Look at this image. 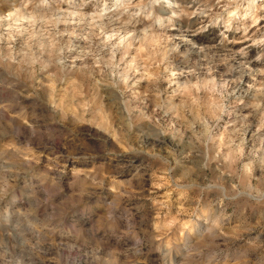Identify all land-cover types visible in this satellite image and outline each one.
Here are the masks:
<instances>
[{
    "label": "rangeland",
    "instance_id": "obj_1",
    "mask_svg": "<svg viewBox=\"0 0 264 264\" xmlns=\"http://www.w3.org/2000/svg\"><path fill=\"white\" fill-rule=\"evenodd\" d=\"M102 2L0 0V264H264V0Z\"/></svg>",
    "mask_w": 264,
    "mask_h": 264
},
{
    "label": "bare ground",
    "instance_id": "obj_2",
    "mask_svg": "<svg viewBox=\"0 0 264 264\" xmlns=\"http://www.w3.org/2000/svg\"><path fill=\"white\" fill-rule=\"evenodd\" d=\"M119 0H103V2H102V4H101V7H104V8H102L103 9V11H104V9L105 10H107L108 8H110V7H112V6H114L117 2H118ZM224 6V5H223ZM247 8H249V6L247 5L246 6ZM222 8V7H221ZM21 9V8H20ZM111 9V8H110ZM23 9H21V11H22ZM248 9H245L244 10V12L245 11H247ZM18 10H16L15 8L14 9H9V10H7L6 11V13H4L1 17H0V21L3 23V22H6V21H9V20H11V19H13L14 17H15V15L17 14V13H21V12H17ZM217 11V10H216ZM219 11V10H218ZM98 12H100V11H98ZM24 13V12H23ZM23 13H21V15H23ZM100 14V13H99ZM102 14H104V13H102ZM19 15V14H18ZM37 15V14H36ZM35 15V16H36ZM17 16V15H16ZM26 16V15H25ZM28 16H29V14H28ZM34 16V14H33V17H35ZM22 18L24 17V16H21ZM30 17V16H29ZM110 17V16H109ZM25 18V17H24ZM38 18H39V16H38ZM101 18V17H100ZM25 19H28V18H25ZM107 19V18H106ZM109 19V18H108ZM107 19V20H108ZM26 21H28V20H26ZM252 25V24H251ZM161 30H163V29H161ZM194 33V32H193ZM193 35H195V34H193ZM231 35H233V34H231ZM191 36V35H190Z\"/></svg>",
    "mask_w": 264,
    "mask_h": 264
}]
</instances>
